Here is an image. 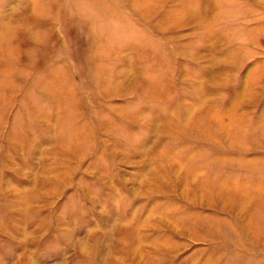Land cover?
<instances>
[{
  "label": "rangeland",
  "instance_id": "1",
  "mask_svg": "<svg viewBox=\"0 0 264 264\" xmlns=\"http://www.w3.org/2000/svg\"><path fill=\"white\" fill-rule=\"evenodd\" d=\"M0 264H264V0H0Z\"/></svg>",
  "mask_w": 264,
  "mask_h": 264
},
{
  "label": "clouds",
  "instance_id": "2",
  "mask_svg": "<svg viewBox=\"0 0 264 264\" xmlns=\"http://www.w3.org/2000/svg\"><path fill=\"white\" fill-rule=\"evenodd\" d=\"M79 251L81 252V254H84L85 253V249L80 247Z\"/></svg>",
  "mask_w": 264,
  "mask_h": 264
}]
</instances>
